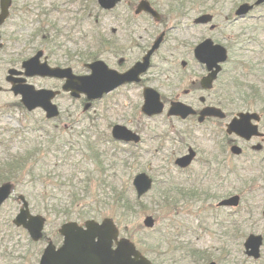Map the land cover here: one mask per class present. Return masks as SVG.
<instances>
[{
	"label": "flooded vegetation",
	"instance_id": "1",
	"mask_svg": "<svg viewBox=\"0 0 264 264\" xmlns=\"http://www.w3.org/2000/svg\"><path fill=\"white\" fill-rule=\"evenodd\" d=\"M149 1L152 9H155L157 15L148 11L138 12L136 7L130 9L131 2L122 1L114 9L108 10L110 14V25L100 33H92L94 37L90 41V47L84 50L71 52L65 51V57H61L59 51L62 49L60 41H57L51 35L48 23V12L50 9H28V5H17L16 0H12L8 18L0 26V93H9L14 97V102L6 103L0 106V124L7 123L8 120L14 121L18 112L21 115L28 116L30 121L36 120L37 123L42 120V128L48 123V118L42 109L27 110L22 103L21 95H16L14 87L21 83L29 84L37 90H61L55 97L54 102L61 111L69 113L81 105L89 107V112L95 110L100 101L97 99L90 101L86 95L80 94L79 98H74L70 92H66L63 86L66 85V77H57L33 74L25 75L24 63L34 60L37 65L46 64L52 68L70 69L76 75H91L93 69L87 65L102 61L106 67L107 73L103 75L104 81L108 85H114L105 96H114L116 94H132L139 97L142 93L143 101L137 105L141 115L148 118H155L165 115L163 120L165 126L170 128H183L181 130L164 129H146L145 119L127 113L125 118L108 121L109 131L106 130L107 147L113 154L111 166H115L121 171H126L131 162L130 157L136 159V148L145 141V133L149 140L158 141L157 151H164L168 140L179 143L172 152L177 155L174 158V165L177 171H194L192 166L179 167L175 164L178 157L188 154L193 147L189 138H192L195 132L201 128L209 131L211 138L215 141L216 155L211 159H204L205 166H212L213 170L219 169L224 165L225 158V119L215 115L202 114L205 108H218L221 111L226 110L225 104H235L232 98H229L232 91L237 89V95L240 93L241 86L252 89L256 86V76L264 77V57L254 55L251 47L257 43H264V26L258 23L264 22V14H257L259 9H264V1L258 0H140ZM70 9H96L97 0H66ZM88 4V5H87ZM243 4L252 5L247 14H234ZM39 8V6H37ZM209 9H228L226 13L212 12ZM31 17L27 22V15ZM233 12V14H231ZM26 13V14H25ZM113 13V16H112ZM212 14L213 20L208 24L197 23V18L205 14ZM25 15V18L24 16ZM173 19L175 22L173 23ZM98 20V19H97ZM192 21V24L190 23ZM246 21H256L253 26L242 27L238 36L226 35L225 29L232 25L242 24ZM154 28L150 32V28ZM198 27L204 32L201 34V40L195 45L186 40L184 34H178L172 39L170 44L171 30L174 28L187 29ZM200 32V30H199ZM189 34V32H187ZM243 34H251L243 38ZM190 35V34H189ZM199 37V36H198ZM212 39L215 43L227 46L228 56H213L212 59L218 62L212 68L205 63L200 62L195 56V48L202 41ZM70 42L79 45L76 40ZM160 41L159 48L153 50L150 55V64L148 68L139 73L132 74L131 81H123V74L129 72L144 57L154 44ZM187 48H184V46ZM166 50V54H161ZM96 53V58L92 57V52ZM90 57V58H87ZM83 60V61H82ZM11 69L18 70L14 78H8ZM216 72L214 79L210 80V75ZM152 88L156 90L164 102V113L147 116L142 108L145 102V90ZM138 90V91H136ZM163 91H169L164 93ZM104 96V97H105ZM257 101V96L254 97ZM239 99V97H236ZM68 101V105L62 102ZM132 99H129V103ZM174 102H182L196 109L195 115L181 117L169 115V110ZM118 103V101H117ZM70 105V106H69ZM264 109V102L261 101ZM131 107V106H129ZM131 109V108H130ZM257 123L259 135L252 137L246 144L251 147L257 155L264 158V111ZM95 114L97 112L94 111ZM112 117L113 112H109ZM202 117V119H201ZM93 120L97 116L91 115ZM114 118V117H113ZM115 119V118H114ZM117 125L125 126L141 136L139 142L117 140L114 137V129ZM11 129L9 127L0 128V138L5 137ZM230 141V140H229ZM231 141L239 142L238 139ZM260 146L257 150L253 146ZM187 146V149H183ZM197 155L199 151L193 147ZM129 150V154L125 153ZM117 153H125L126 156L117 157ZM94 155V153H93ZM132 155V156H129ZM198 162V156L194 163ZM167 171H171L168 169ZM167 180L164 184H167ZM191 183H181L173 179L170 187V200L173 203H184L185 201L203 202L205 198L195 191ZM184 188H187L184 189ZM164 193L159 192L163 197ZM148 233H139V237H148ZM156 240L157 247L138 249L146 255L154 264H236L234 259V248L236 241L231 232H206V231H175L159 232ZM214 236L217 240H213ZM122 237V236H121ZM150 237V236H149ZM147 243V242H143ZM62 244V241H61ZM60 244V245H61ZM117 243L114 242L113 248L116 249ZM45 252L43 249L40 255ZM40 258L38 261H40ZM39 264V262H38Z\"/></svg>",
	"mask_w": 264,
	"mask_h": 264
},
{
	"label": "rangeland",
	"instance_id": "2",
	"mask_svg": "<svg viewBox=\"0 0 264 264\" xmlns=\"http://www.w3.org/2000/svg\"><path fill=\"white\" fill-rule=\"evenodd\" d=\"M66 0H16L17 5H28V9H50V13L48 14V22L49 26H52L53 24L56 26L55 29L61 30V35L59 37L60 44L62 49L59 51V54L61 57H65V51L69 49L72 53L80 50H84V48L87 46L88 43L93 39L92 37H88L90 33H94L95 31H100L105 28H108L110 25V14L111 12L104 11L103 9H70L69 5L65 2ZM39 6V8H37ZM212 12H218V13H226L228 12V9H209ZM260 11L257 12V14H264V9H259ZM32 13V15H27V22L30 20V18L35 16V14ZM26 14V13H25ZM25 18V15H23ZM113 16V13H112ZM98 19V20H97ZM175 20L173 19V23ZM190 23L192 24V21L190 20ZM256 24V21H246L242 24L232 25V27L229 29H225L224 33L226 35H234L235 37L239 35V31L242 27L246 26H253ZM259 24V23H258ZM260 25V24H259ZM262 26V25H261ZM55 29H53L51 35L54 36L56 33ZM154 28H150V32L153 31ZM200 30V32H199ZM189 32V34H187ZM204 32V30L198 28V27H190L187 29H181V28H174L171 30V40L170 44L172 43V39L176 37L178 34H184L186 36V40L190 44L195 45L197 42H199L201 39V34ZM87 34V35H85ZM69 35L72 37H75L77 40H80L79 45H76L73 42L69 41ZM86 36L88 38L84 39L83 36ZM251 34H243V38L250 36ZM199 36V37H198ZM95 40H97L96 37H94ZM184 48H187L185 45ZM161 54H166V50H163ZM83 61V60H82ZM138 91V90H136ZM164 93H168L169 91H163ZM129 97L126 96V94H116L114 96H106L98 106L95 108V110L90 111V114L93 116H97L98 119L94 120V124L96 126H100L103 130H108V121H117V119L125 118L128 112L131 114L140 117L141 119H145L146 123V129H157L158 131H163L164 129H170V130H181L183 128L177 127V128H170L165 126V123L163 120H166L167 117L165 115L155 118H148L141 115L138 111V108L135 106L140 101H143L142 93H140L139 97H135L132 94L128 93ZM236 96H233L235 98ZM142 98V99H141ZM129 99H132V103H129ZM14 100V97L8 93H0V106L11 103ZM118 101V103H117ZM62 104L68 105V101L65 100L62 102ZM131 106V107H129ZM249 107V106H246ZM244 106H237L235 104H225L226 110L234 116L238 111L240 110H249ZM131 108V109H130ZM97 112V114L94 113ZM75 112L79 115L83 114V107H77L75 109ZM109 112H113L112 117L110 116ZM20 113L17 114L19 116ZM84 117V115L81 116V118ZM115 119H114V118ZM19 118V117H17ZM17 118H14L16 120ZM24 123L27 122V125H29V121L27 117L23 116ZM90 123V119L88 117H85L81 123L76 126V128L83 127L84 125H87ZM22 126V123H15L8 120L7 123H1L0 127H10V128H20ZM6 137H9V134L6 135ZM32 140L35 141H41L40 134L33 133L31 134ZM234 138V137H233ZM190 144L195 147L199 153H198V162H195L192 168L194 171H177V167L174 165V158L177 155H174L172 152L175 151V147L179 146V143L172 142L168 140L166 142V145L164 147V151H157L158 141L155 140H149L147 138V135L145 133V141L136 148L139 156L134 160L133 157H130L129 160L132 161L129 168L126 170V174L123 176L121 183L126 186V194L124 198L130 196L131 198V204L130 209H125L124 207L119 208L116 204V201L114 200V204H106L104 203L99 209L103 212V214L96 215V218L98 220H102L104 217H112L117 224L120 226L121 233L125 234L127 233V229L129 230L130 236L137 241L140 247H144L142 239L139 238V232L142 231H150L148 234V237L151 236V238H156L159 236V232H175L176 229H182L184 232L189 231H205L203 230V227L201 226V223L203 221V215L202 209L200 208L201 205L208 206L209 203H203V202H194L188 201L184 203H173L171 200H165L163 201L162 197H159V192L162 191L163 188H161L163 182L165 180H171L175 179L178 182L181 183H196L200 185L201 187L207 188L212 187H218L220 182L219 178H214V171H209L203 167L202 160L204 159H211L212 156L216 155V146L215 141L209 137L208 131H204L203 128L200 129V131L195 132L194 136L192 138H189ZM241 145L245 142L241 141ZM12 146V153H16V151L19 150L20 144L19 142H14L11 144ZM180 147V146H179ZM244 147V146H243ZM103 149H107V145H103ZM183 149H187V146H185ZM2 150H0L1 152ZM125 153L128 155L129 150H126ZM125 153H117V157L126 156ZM1 156L3 155L0 154ZM253 153L252 150L247 149L244 156L241 157L238 160H245L246 158H252ZM65 161V160H64ZM81 161V160H80ZM79 161V162H80ZM78 162V160H76ZM259 161L256 162L257 165H259ZM234 165V161L230 160L228 164V168H231ZM52 165L50 166V170H52ZM170 169L171 171H167ZM61 171H43L41 174V180L39 183V186L41 189L46 191V195L48 197L49 191L54 186H60L59 190L53 189V193L55 194L54 199L48 200L52 203H58L61 200L62 203L67 204L68 198L67 196L64 197L63 194L65 192H69L71 189L67 187V184L69 183V180L72 178L74 186L82 188L83 183L81 180L86 179L87 177V171L91 170L90 163L82 162L77 164L75 169L67 168L65 165H61L60 167ZM140 171H147L150 175H152L156 180H158L157 183L154 185V188L142 199H139L137 201L135 198L136 191L134 189V186L132 184L134 176L140 172ZM237 175L230 176L228 179L225 177L224 184L225 185H233L235 183L241 182V178L243 176L247 177V180L250 181L254 176H256V184H257V192L255 195V198H252L249 203L256 206L257 213L254 218H245V219H252L251 222V229L249 232H255L258 234L264 235V217L262 214V211L264 209V163L261 164L260 167L255 169H249V170H240ZM246 171V172H244ZM95 172V171H94ZM120 181V179H119ZM27 184V183H26ZM90 184V190L89 195H85L84 192L81 190L79 199L75 201V204L73 207H71L68 203V207L71 211L74 212V215H72L73 218H76L75 220L79 221L80 223H83L85 219H79V213L85 212L90 210L89 208L91 206H95V194L96 191L100 193L102 191V187L100 183L94 182V180L89 181ZM239 185V184H238ZM43 186L48 188H42ZM236 187V186H235ZM229 188V192L238 190L237 188ZM22 188V187H21ZM18 188L15 192L14 196L3 206L2 210H0V221L8 222V219H13L15 215L18 213L21 203L18 201L16 196H18L22 191H25V188ZM40 189V190H41ZM187 190V188H184ZM166 191V190H164ZM39 193V192H38ZM228 193L221 191L220 195ZM247 193V192H245ZM232 194V193H231ZM248 194V193H247ZM223 196H218L217 199H215L213 202L214 204H217V202L220 200ZM112 195L107 197L106 200L111 201ZM47 203V200L44 201ZM98 209V210H99ZM225 211L230 212V210L227 208ZM152 215L156 219V225L153 229H147L144 227V230L141 228L139 229V224H143V221L146 216ZM235 216V215H234ZM58 217V216H57ZM65 217V215L61 216ZM95 217V215H94ZM236 217V216H235ZM59 218V217H58ZM224 217H220V219H223ZM62 218H59V220ZM219 219V218H218ZM219 219V220H220ZM171 221L175 222L177 226H173ZM207 221H204V226L209 225L210 223L215 224L214 218H207ZM56 222L57 226H56ZM243 224V221H241ZM62 222H59L57 218L55 217V214H53V217L50 218V220L47 223L46 232L48 233L47 236H50L51 239L59 245L61 243V235L57 232V229L61 226ZM4 227L8 229L9 225L4 224ZM56 227V229H55ZM213 225V229L206 230V232H217L220 233L221 231ZM248 232V233H249ZM13 233L15 238L8 239L3 243V247L0 248V251L4 250L5 248L13 249L15 256H23L17 257L12 261V264H19L20 261H24L26 263V257L29 256L30 251L35 248H43L45 247L48 242L45 239L40 243L38 246H30L28 244L27 235L24 231L13 229ZM126 235V234H125ZM130 237V238H131ZM131 238V239H132ZM146 237H144L145 239ZM132 239V240H133ZM213 240H217V238L214 236ZM246 240L244 239L237 240L234 252L236 253L234 255V259H236L237 264H264V247L262 249V258L256 262L253 261V259L248 258L245 253L243 252V243ZM22 246L20 245V243ZM135 241V242H136ZM241 242V245H240ZM29 249V250H28ZM28 250V251H27ZM27 252V253H26ZM40 257V255H39ZM260 262V263H258ZM0 264H4L2 261H0Z\"/></svg>",
	"mask_w": 264,
	"mask_h": 264
},
{
	"label": "water",
	"instance_id": "3",
	"mask_svg": "<svg viewBox=\"0 0 264 264\" xmlns=\"http://www.w3.org/2000/svg\"><path fill=\"white\" fill-rule=\"evenodd\" d=\"M117 1L119 0H100V3L104 7H111L109 4L114 5ZM11 2V0H0V25L9 15ZM248 10L249 9H239V12L245 13ZM206 44H208V42L201 45L203 48L198 50V55L201 56L203 60L207 61L209 68H212L216 64L215 60H217L212 59V57L220 55L226 58V52L223 48H221V53H218L216 47ZM147 60L148 57L146 58V62ZM147 66L148 64L144 67H139L135 74L138 75L139 73L145 71ZM25 67L27 69V75L49 74L59 77H72L70 73L59 69L51 71L45 69L42 65L35 64L34 60L26 62ZM90 67L93 69L92 75L77 77V85H73L72 80V82L69 81V83L72 84L67 85L66 87L73 90L76 94L79 92L89 93L91 91L89 96H93L94 90L101 92L106 89L108 83L103 79V75L107 73L104 63L99 61L94 64H90ZM31 89L32 88L29 86L22 85L14 87L15 93L22 94L24 97L23 101L27 105L31 94H43L42 92L34 93ZM52 94V92H49L47 95V101L46 97L43 99L42 96H40V98L33 101L32 105H28L29 108L32 109L36 106H43L48 112L49 117L57 115L58 111L55 110V106L48 102L52 97ZM145 96L146 104L144 106V110L147 114L151 115L162 111L163 105L160 102L159 94L155 90L146 89ZM170 112L173 114H185L187 111L174 104ZM253 116V114L249 113L240 114V118L234 119L230 124L228 131L230 133L235 132L243 137L250 138V136L255 133V126H253L250 122ZM114 135L127 141L133 138L138 140V138L135 137L131 131H128L125 128L118 127L114 130ZM233 151L239 153L241 152V148L235 146L233 147ZM193 156L194 153L189 156L179 158L177 163L181 166H187L190 164ZM133 184L136 188L137 196L140 198L152 188L153 179L146 172H141L135 176ZM11 191L12 185L10 183L4 184L0 187V206L9 197ZM21 198L24 201V206L15 218L14 222L17 225H23L26 227L32 238L38 240L43 235L42 230L44 228L45 218L41 215H32L25 197L21 196ZM239 201V196H233L223 201V203L227 205H238ZM145 224L149 227H153L155 224L154 218L152 216H147ZM61 232L65 235V245L60 250L56 251L54 246L51 244L43 256L40 264H151L144 256L135 251V246L131 241L128 239L118 241L119 230L111 218H106L102 223L95 220H89L86 222V229L80 227L76 222H69L63 225ZM114 240H117L118 243L116 250L112 249ZM262 243L263 239L261 236L251 235L246 242L248 254L253 255L255 258H259ZM132 255H135L136 259L133 260L131 257Z\"/></svg>",
	"mask_w": 264,
	"mask_h": 264
},
{
	"label": "trees",
	"instance_id": "4",
	"mask_svg": "<svg viewBox=\"0 0 264 264\" xmlns=\"http://www.w3.org/2000/svg\"><path fill=\"white\" fill-rule=\"evenodd\" d=\"M96 53L92 54L93 58H96ZM90 58V57H87ZM20 135H18L19 137ZM53 137V136H51ZM59 137L63 140V134L59 133ZM22 142L21 143H26V139L24 137H21ZM98 140H102L101 136L98 137ZM56 142L55 140H51L50 143ZM10 144H7V147H9ZM6 147V148H7ZM72 149L75 148L74 145L71 147ZM93 149V148H92ZM43 146L41 144L35 145L31 148H29V145H27L23 150H19L16 155L10 154L9 152L7 155H5L4 158H0V185L12 181L15 183L17 186L18 185H23L28 181H35L36 179L41 178V174L44 168L43 163L38 162L39 159L38 157H42L43 154ZM9 151V149H7ZM95 152L96 158H97V165H98V170L99 171H87V177L86 179L81 180L83 183V187L79 188L74 186L73 179L71 178L69 180V183L67 184V187L70 188L71 190L69 192H65L64 197L67 196L68 198V203L71 207L74 206L75 201L79 199L80 191L82 190L85 195H89V190H90V180H94V182L100 183L102 187V191L98 193L96 191L95 194V206H91L88 211L85 212H80L78 215L81 218H88V217H94V215L98 214H103L102 211H100V207L106 203V204H114V200L116 201V204L119 208L124 207L125 209H130V204H131V198L130 196L124 198L126 194V186L121 183V180L123 176L126 174V171H113V173H109L108 169H106L104 165V159H103V154L100 153V150L97 148L96 150L93 149ZM69 155L65 157L64 165L67 168L74 169L76 165V160L72 157L73 155L71 152L68 150L67 151ZM38 170V171H36ZM239 173V171H228L227 175H230L231 173ZM241 172V171H240ZM246 172V171H244ZM26 178H29L28 180ZM31 179V180H30ZM120 179V181H119ZM241 186L242 189L245 190L247 188L249 192V198L256 195V190H257V184H256V177H253L250 181L247 180V177L243 176L241 178ZM63 185V184H61ZM60 185V186H61ZM60 186L58 187L57 190H59ZM36 190L33 189L31 193L33 194V197L30 198V201L33 205L34 209H38L40 211H45L46 213L51 212L53 214H56L57 216L61 214L62 216L65 215V218L67 220L73 218L72 215H74V212L71 211L68 207V203L64 204L59 200L60 202L52 204V206L48 204H44V201L48 199L47 196L44 195L43 192L40 194H35ZM50 194L55 196V194L51 191H49ZM40 195L41 198L43 197L44 201L40 200ZM112 195V200H106L107 197ZM167 199H170V196H166ZM249 198L247 197V202L249 201ZM99 209V210H98ZM253 209L254 207L250 206L248 209L246 207H240L239 208V215L242 218L249 214H253ZM1 225V223H0ZM243 232V229L242 231Z\"/></svg>",
	"mask_w": 264,
	"mask_h": 264
}]
</instances>
